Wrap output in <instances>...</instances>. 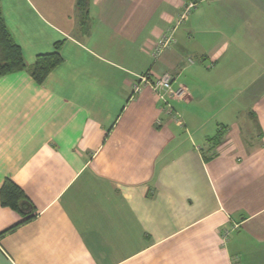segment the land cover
I'll return each mask as SVG.
<instances>
[{
    "label": "crops",
    "instance_id": "crops-1",
    "mask_svg": "<svg viewBox=\"0 0 264 264\" xmlns=\"http://www.w3.org/2000/svg\"><path fill=\"white\" fill-rule=\"evenodd\" d=\"M0 7L28 68L63 58L0 76V189L34 209L0 195V264H264V0Z\"/></svg>",
    "mask_w": 264,
    "mask_h": 264
},
{
    "label": "trees",
    "instance_id": "trees-1",
    "mask_svg": "<svg viewBox=\"0 0 264 264\" xmlns=\"http://www.w3.org/2000/svg\"><path fill=\"white\" fill-rule=\"evenodd\" d=\"M89 0H78V6L83 13L87 12ZM63 58L61 55V42L56 43L53 52L38 55L35 64L28 68L24 62L22 51L18 43L12 36L6 25L0 7V76L15 72L29 70L32 77L38 83H42L48 74L60 63ZM219 135V133H218ZM217 140V139H216ZM1 203L3 206L11 207L18 211L27 219L33 216V207L25 195L24 191L15 182L6 179L0 189ZM31 205V211H26L25 207Z\"/></svg>",
    "mask_w": 264,
    "mask_h": 264
},
{
    "label": "built area",
    "instance_id": "built-area-1",
    "mask_svg": "<svg viewBox=\"0 0 264 264\" xmlns=\"http://www.w3.org/2000/svg\"><path fill=\"white\" fill-rule=\"evenodd\" d=\"M197 5L194 1H189L185 12H189L191 9L195 8ZM172 39V31L167 33L160 41V45L164 46L168 44V42ZM142 81L149 84V86L152 88L154 93L157 95V97L162 102V106L164 110L169 114L173 115L175 119L178 122H181L180 115L174 110V107L172 105V100L181 98L185 95V91L182 88H174L171 80L170 75H164L163 77H160L156 79L155 81H149L146 79V76L142 79ZM141 88L140 85L136 86V90L139 91ZM228 232L224 237L227 238Z\"/></svg>",
    "mask_w": 264,
    "mask_h": 264
},
{
    "label": "water",
    "instance_id": "water-1",
    "mask_svg": "<svg viewBox=\"0 0 264 264\" xmlns=\"http://www.w3.org/2000/svg\"><path fill=\"white\" fill-rule=\"evenodd\" d=\"M31 209H32V207H31V205H29V204L25 207V210H26V211H31Z\"/></svg>",
    "mask_w": 264,
    "mask_h": 264
},
{
    "label": "rangeland",
    "instance_id": "rangeland-1",
    "mask_svg": "<svg viewBox=\"0 0 264 264\" xmlns=\"http://www.w3.org/2000/svg\"><path fill=\"white\" fill-rule=\"evenodd\" d=\"M198 5H199V3H197L196 7H197ZM196 7H195V8H196ZM193 9H194V8H193Z\"/></svg>",
    "mask_w": 264,
    "mask_h": 264
}]
</instances>
